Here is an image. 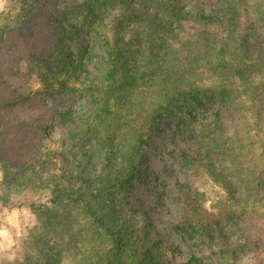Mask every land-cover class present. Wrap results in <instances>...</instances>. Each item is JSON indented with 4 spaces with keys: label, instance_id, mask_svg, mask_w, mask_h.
Wrapping results in <instances>:
<instances>
[{
    "label": "rangeland",
    "instance_id": "1",
    "mask_svg": "<svg viewBox=\"0 0 264 264\" xmlns=\"http://www.w3.org/2000/svg\"><path fill=\"white\" fill-rule=\"evenodd\" d=\"M86 1L4 0L0 8V30L6 29L0 40V157L6 167L0 164V229L12 241L0 240V264H26L28 257L36 261L37 250L47 243L61 251L59 264H79L91 251L109 247L104 237L91 236L90 221L66 196L101 189L109 142L101 143L114 127H119V140L114 137L111 145L122 155L130 146L126 136V141L121 138L126 131L134 129L147 139L137 161L141 174L129 192L114 197L117 218L129 223L141 250L151 248L162 264H264V219L255 205L241 201L254 194L243 182L250 179V189L257 190L258 173L264 172V117L257 120L261 118L250 96L233 86L232 109L224 112L217 129L219 103L205 110L191 109L189 103L193 119L178 128L169 114L153 121L167 102L154 106L155 94H139L144 89L122 95L128 104L117 110L111 102L106 125L93 121L92 99L119 98L109 92L111 83L121 81L119 75L115 83L107 80L112 65L105 44L123 54L129 75L147 73L150 55L143 47L144 25L124 24L118 30L123 11L114 8L74 41L56 44L62 29L52 17ZM200 5L213 8L217 2L201 0ZM181 6L190 9L186 0ZM22 7H32V12L24 15ZM195 31L194 25H186L166 38L175 59L196 63L201 85L210 87L214 79L190 46ZM81 47L90 54L83 72L67 69L50 88L46 78L57 65L54 59L61 60L62 50H68L75 60ZM162 79L159 74L142 84ZM69 111L73 122L65 125L59 116ZM84 180L90 189L84 188ZM47 208L56 211L59 222L48 237L37 219Z\"/></svg>",
    "mask_w": 264,
    "mask_h": 264
},
{
    "label": "trees",
    "instance_id": "2",
    "mask_svg": "<svg viewBox=\"0 0 264 264\" xmlns=\"http://www.w3.org/2000/svg\"><path fill=\"white\" fill-rule=\"evenodd\" d=\"M211 1L217 2L213 8L201 6V0H186V5L190 8L186 10L181 6L182 0H87L82 5L72 7L68 14L52 17L62 29L56 44L63 40L74 41L84 29L91 30L98 16L103 15L109 8L123 11V22H120L118 30L122 29L124 24L144 25L142 26L145 29L143 47L149 52L150 62H154H149L147 73L129 75L128 61L123 54L114 53L113 49L105 44L112 65V69L107 73V80L115 83L119 75L121 81L120 85L115 83L114 86L111 83L109 92L119 98L92 99L95 109L93 121L106 125L105 119L107 113H110L111 102H114L117 110L128 104L122 95L132 96V93L144 89L145 91L139 94L145 92L155 94V98L151 99V104L154 106L159 105L158 101L167 102L166 107L159 110L153 121L162 118L164 114H169L178 120V128L185 126L189 119H193V111L188 109L189 103L191 109L195 107L201 110H205L207 105L219 103L220 111L215 115L217 125L214 123L217 129L218 126H222L224 112L232 109L230 108L232 104H229L232 101L230 90L233 86L239 87L244 94L250 96V104L252 108H256L261 118L257 120H262L264 117V0ZM82 9L83 12L80 11ZM22 11L24 15H29L32 7L28 9L22 7ZM186 25L195 26L196 31L191 37L193 41L190 46L196 54L194 58H201L206 73H210L211 78L214 79L215 83L210 87L201 85L203 81L199 78L196 63L184 64L175 59L177 53L172 51L166 38V34L180 33ZM5 33L6 29L0 30V40ZM72 58L68 50H62V59L59 61L54 59L57 65L49 78H46L50 88L59 82V77L63 73L68 74L67 69L73 73L83 72L84 61L90 59V54L86 48L81 47L75 55V60ZM159 74L163 76L159 84H142L145 79L157 77ZM66 88L68 87L64 86V90ZM259 96L263 98L259 99ZM59 117L65 125L73 122L72 111L62 113ZM85 124L89 125V122L83 121V125ZM115 129L118 130L119 127H114L103 143L99 137L94 136L101 145L109 142L106 149L109 151L105 155V169L98 181L101 189L99 191L94 189L86 195L80 193L77 198H72L73 194L66 196L70 205L77 207L85 219L90 221L91 228L95 230L92 229L91 236L104 237L109 246L102 252L91 251V254L81 259L79 264H162L156 260L151 248L140 249L134 240L129 223L127 221L122 223L120 218H117L118 211L114 197H121L129 192L132 184L141 174L137 161L147 145V139L134 129L126 131L121 138H125L126 141L127 137L130 146L122 155L121 150L113 149L111 145L115 140H119ZM115 160L117 162L119 160V164L115 163ZM0 164L6 171L2 157ZM258 174L257 190L250 189V179L243 182L242 186L245 190L249 193L254 191V194L246 195L241 201L244 205H255L264 219V172ZM83 186L87 189L92 187L88 180L83 181ZM257 202L262 206H258ZM37 219L47 227V237L56 233L55 226L59 222L58 214L54 209L39 211ZM45 237L46 235L43 236ZM36 253L41 261H38L39 259L34 261V257H28L26 264H59L61 251L52 243H47Z\"/></svg>",
    "mask_w": 264,
    "mask_h": 264
},
{
    "label": "clouds",
    "instance_id": "3",
    "mask_svg": "<svg viewBox=\"0 0 264 264\" xmlns=\"http://www.w3.org/2000/svg\"><path fill=\"white\" fill-rule=\"evenodd\" d=\"M3 3L4 0H0V8H2ZM0 240H7L9 245L12 243L11 239L9 238V233L4 229H0ZM10 259H12V257H10Z\"/></svg>",
    "mask_w": 264,
    "mask_h": 264
}]
</instances>
